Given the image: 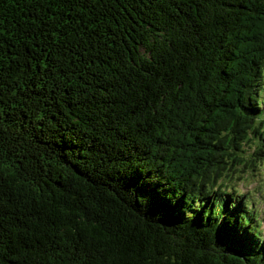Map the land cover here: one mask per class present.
I'll return each instance as SVG.
<instances>
[{
	"label": "trees",
	"instance_id": "16d2710c",
	"mask_svg": "<svg viewBox=\"0 0 264 264\" xmlns=\"http://www.w3.org/2000/svg\"><path fill=\"white\" fill-rule=\"evenodd\" d=\"M263 87L264 0H0V264H264Z\"/></svg>",
	"mask_w": 264,
	"mask_h": 264
},
{
	"label": "rangeland",
	"instance_id": "374dc122",
	"mask_svg": "<svg viewBox=\"0 0 264 264\" xmlns=\"http://www.w3.org/2000/svg\"><path fill=\"white\" fill-rule=\"evenodd\" d=\"M261 96L264 101V87L261 90ZM231 184L244 196V200L250 206L254 218L260 216V207L263 206L260 219L262 220L261 223L264 222V166L255 174L245 172L242 182L236 179ZM262 228H264V225ZM262 236H264V231H262Z\"/></svg>",
	"mask_w": 264,
	"mask_h": 264
},
{
	"label": "bare ground",
	"instance_id": "6f19581e",
	"mask_svg": "<svg viewBox=\"0 0 264 264\" xmlns=\"http://www.w3.org/2000/svg\"><path fill=\"white\" fill-rule=\"evenodd\" d=\"M264 103V102H263ZM229 194L227 193V196H228ZM239 212V211H238Z\"/></svg>",
	"mask_w": 264,
	"mask_h": 264
}]
</instances>
